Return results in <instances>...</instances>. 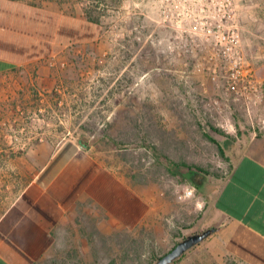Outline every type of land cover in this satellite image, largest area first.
<instances>
[{"label": "rangeland", "instance_id": "obj_1", "mask_svg": "<svg viewBox=\"0 0 264 264\" xmlns=\"http://www.w3.org/2000/svg\"><path fill=\"white\" fill-rule=\"evenodd\" d=\"M21 1L96 21L104 37L0 76V217L38 157L74 140L144 194L151 210L135 230L82 248L71 264H157L189 236L217 229L215 196L246 142L264 134V102L248 106L225 88L220 1L179 0L180 9L178 0ZM233 1L264 98V0ZM37 146L44 153L31 155ZM186 165L209 175L192 180ZM210 236L173 264H221Z\"/></svg>", "mask_w": 264, "mask_h": 264}, {"label": "crops", "instance_id": "obj_2", "mask_svg": "<svg viewBox=\"0 0 264 264\" xmlns=\"http://www.w3.org/2000/svg\"><path fill=\"white\" fill-rule=\"evenodd\" d=\"M103 37L100 23L78 14L0 0V76ZM44 151L37 146L30 153ZM38 159L0 217V264H71L81 260L82 248L95 250L109 244V234L135 230L151 210L144 194L74 140ZM214 207L220 221L211 253L221 264H264V134L239 151Z\"/></svg>", "mask_w": 264, "mask_h": 264}, {"label": "built area", "instance_id": "obj_3", "mask_svg": "<svg viewBox=\"0 0 264 264\" xmlns=\"http://www.w3.org/2000/svg\"><path fill=\"white\" fill-rule=\"evenodd\" d=\"M172 0H165L170 2ZM191 1V0H189ZM219 1V8L216 7L215 18L219 27L217 36V46L220 45V55L229 64L225 76V88L229 92H235L236 101L245 100L248 106L255 102H264L263 86L254 74L252 65L248 62L241 49L240 27L236 22L235 4L233 0H212ZM186 2V0H185ZM176 9L181 8V4L174 5ZM220 33V34H219Z\"/></svg>", "mask_w": 264, "mask_h": 264}, {"label": "water", "instance_id": "obj_4", "mask_svg": "<svg viewBox=\"0 0 264 264\" xmlns=\"http://www.w3.org/2000/svg\"><path fill=\"white\" fill-rule=\"evenodd\" d=\"M217 229H209L201 234H195L186 238L179 243L171 252L162 257L157 264H173L181 258L187 251L203 242L206 238L212 235Z\"/></svg>", "mask_w": 264, "mask_h": 264}, {"label": "trees", "instance_id": "obj_5", "mask_svg": "<svg viewBox=\"0 0 264 264\" xmlns=\"http://www.w3.org/2000/svg\"><path fill=\"white\" fill-rule=\"evenodd\" d=\"M215 131H218V130H215ZM220 151H221L222 154H224V152H223V150L221 148H220ZM186 168H187V172L190 175V178L192 180L195 178V176L198 175L197 172L202 173V174H205V175H209V172L208 171H206V170H204L203 168H200V167L186 165ZM195 169H196V172H195ZM195 186H196V188H199V185L196 184ZM177 261L178 260H176V262Z\"/></svg>", "mask_w": 264, "mask_h": 264}]
</instances>
